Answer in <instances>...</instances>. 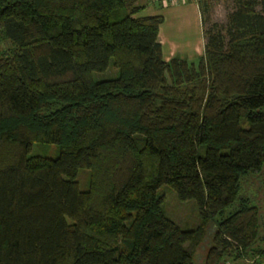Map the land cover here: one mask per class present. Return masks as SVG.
<instances>
[{
	"label": "trees",
	"instance_id": "trees-1",
	"mask_svg": "<svg viewBox=\"0 0 264 264\" xmlns=\"http://www.w3.org/2000/svg\"><path fill=\"white\" fill-rule=\"evenodd\" d=\"M234 2L189 61L136 0H0V264H194L209 227L203 264H264V0Z\"/></svg>",
	"mask_w": 264,
	"mask_h": 264
},
{
	"label": "rangeland",
	"instance_id": "rangeland-1",
	"mask_svg": "<svg viewBox=\"0 0 264 264\" xmlns=\"http://www.w3.org/2000/svg\"><path fill=\"white\" fill-rule=\"evenodd\" d=\"M198 1L188 0L184 2H193L197 5ZM206 1L209 2L207 13L202 15L198 9L201 17L203 16L204 18V24L202 26L205 29L212 23H216L218 26H223L226 22L227 13L232 11L235 6L234 0ZM142 3H145L146 8L142 9L140 14L156 13L162 15L163 21L159 25V36L165 39L166 44H169L171 47H177L176 55L186 58L189 61H195L196 56L193 55V51L197 50L201 52L204 37L202 36V30L200 29L199 23L197 24V21L192 14V7L194 5L174 6L173 4H169L161 7L154 0H136V4ZM8 47L9 43L6 41L0 43V50ZM164 50L166 53V47H164ZM55 152L56 147L53 145L33 143L29 155L50 157L53 156ZM242 191V195H248L250 198L254 199L259 209L260 220L264 224V165L257 174L245 178L242 184ZM164 196L163 209L166 215L182 227H195L198 218L197 213L191 204L189 202L176 201L174 195L169 191H165ZM211 229V227L207 229L204 239L195 250L194 264H203V258L209 245V233ZM219 264H251V260L246 256H242Z\"/></svg>",
	"mask_w": 264,
	"mask_h": 264
},
{
	"label": "crops",
	"instance_id": "crops-1",
	"mask_svg": "<svg viewBox=\"0 0 264 264\" xmlns=\"http://www.w3.org/2000/svg\"><path fill=\"white\" fill-rule=\"evenodd\" d=\"M143 2V1H142ZM157 3V2H156ZM159 6L161 7H164L162 6L160 3H157ZM137 5H140L144 8L145 7V3H142V4H137ZM177 5H182V6H186V5H194L192 7V14L194 15L196 21H197V24L199 23V26H200V29L202 30V25H201V15L199 13V10H198V7L196 5V3H193V2H184V3H177V4H174V6H177ZM166 6V5H165ZM142 14V13H141ZM149 14H156V13H146V14H143V15H149ZM202 36H203V33H202ZM157 38H158V41L159 43L161 44V47H162V52H163V56H164V59H168V57L172 56V55H176L177 53V47H171L169 44H166V41L165 39L161 38L159 36V29H158V34H157ZM204 39V38H203ZM203 44H204V41L202 42V50L201 52L200 51H197V50H194L193 51V55L194 56H199L202 54L203 52ZM164 47H166V53H165V50H164ZM178 56V55H177ZM180 57V56H179Z\"/></svg>",
	"mask_w": 264,
	"mask_h": 264
},
{
	"label": "built area",
	"instance_id": "built-area-1",
	"mask_svg": "<svg viewBox=\"0 0 264 264\" xmlns=\"http://www.w3.org/2000/svg\"><path fill=\"white\" fill-rule=\"evenodd\" d=\"M157 3H160L162 6L165 5H169V4H177V3H182L184 1H188V0H154ZM194 1H198V0H194Z\"/></svg>",
	"mask_w": 264,
	"mask_h": 264
}]
</instances>
